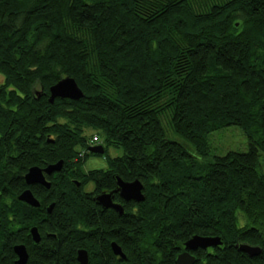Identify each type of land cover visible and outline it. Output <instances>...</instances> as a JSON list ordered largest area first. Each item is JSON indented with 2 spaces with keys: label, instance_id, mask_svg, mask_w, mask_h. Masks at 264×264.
<instances>
[{
  "label": "trees",
  "instance_id": "obj_1",
  "mask_svg": "<svg viewBox=\"0 0 264 264\" xmlns=\"http://www.w3.org/2000/svg\"><path fill=\"white\" fill-rule=\"evenodd\" d=\"M0 74L7 256L25 225L24 173L55 160L81 171L95 154L87 152L97 134L86 136L90 128L105 136L107 166L84 180L75 173L79 187L59 173L51 248L70 234L80 241L68 219L87 215L82 201L114 188L116 175L139 179L145 195L115 194L123 212L102 211L117 218L101 224H112L107 234L126 252L124 264H176L194 234L223 242L191 251L193 264H264V0H0ZM65 76L84 96L50 102L49 87ZM229 125L242 129L248 150L207 161L209 135ZM109 145L122 154L108 156ZM243 242L260 254L240 251Z\"/></svg>",
  "mask_w": 264,
  "mask_h": 264
},
{
  "label": "flooded vegetation",
  "instance_id": "obj_2",
  "mask_svg": "<svg viewBox=\"0 0 264 264\" xmlns=\"http://www.w3.org/2000/svg\"><path fill=\"white\" fill-rule=\"evenodd\" d=\"M94 156L100 155L99 153H95ZM55 162L57 161L55 160L38 167L44 169L47 165L54 164ZM62 166L59 170H54L51 172L42 170L45 180L49 183V187H46L41 183L27 184L24 179L27 186L22 191L26 189L30 190L39 204L37 206H32L27 202L21 200L27 205L25 212L26 220H24L25 225L23 226L22 231L17 234L19 241L12 244L13 255L7 256L4 251L0 250V264H4L9 260H12L14 264H18L16 262L18 256L14 251V246L16 244L22 245L24 247L26 253L25 264H81L77 258L78 252L80 250H84L86 252V264H124V262H127L124 261L126 260L127 254L122 249L121 244L117 241L116 238H113L111 234H107L106 227L108 226V231H112V224H101V222L106 218H116L112 215L106 216V214L102 213V211L113 210L118 214L120 213L113 207H102L95 199V196L99 193H106L111 191L112 202L122 205L121 201L117 197H115V194L120 197L119 191H114V188L116 187V175H111V178H114L115 180L114 188L102 189L100 191L94 192L92 198H88L85 201H82L84 204H87L89 206L88 208H84V211L88 213L87 215H74L75 217L72 215L71 219H68V226L81 230L82 235H80V241L74 242V238L70 234L62 240L60 248L55 249L49 246V244L52 243L53 238H58V233H52L50 231L49 220L56 204L55 197L57 195L59 173L61 172L60 174L63 175V178L65 180L71 181L77 187H79L81 185V181L79 178L84 180L85 176L83 175L87 174L88 170L98 169H86L82 167L81 171L77 170V172H74V170L70 167H66L63 171ZM75 173H77L79 178L73 177ZM51 187H53L52 191H50ZM87 191H92V189H88ZM29 207L33 209H30ZM33 227L36 229L35 232L31 231ZM116 227L118 226H115V228ZM117 230L119 231V227ZM35 236L37 237V239H35ZM3 237V245H5L6 248H9L11 243L10 233H4ZM113 243L120 248L121 252L124 253V256L120 253H116L112 245ZM46 246L48 248L47 253L44 252L46 251L44 249Z\"/></svg>",
  "mask_w": 264,
  "mask_h": 264
},
{
  "label": "water",
  "instance_id": "obj_3",
  "mask_svg": "<svg viewBox=\"0 0 264 264\" xmlns=\"http://www.w3.org/2000/svg\"><path fill=\"white\" fill-rule=\"evenodd\" d=\"M36 97L39 95V91H36ZM84 96L82 89L78 86L75 79L70 76H65L58 80L55 84L49 87V100L53 102L56 97L60 98H69L77 100ZM49 141H52L50 139ZM88 150L93 153L101 154L103 152V147L101 145L89 146ZM63 164V160H58L54 164L47 165L44 169H41L38 166H31L28 168V171L24 175V179L27 184L32 183H41L46 187H49V183L45 180L42 170L46 172H51L54 170H59ZM144 185L139 179L133 180H124L119 176H116V187L115 190L119 191L120 197L124 200H134L137 202L143 201L145 195L143 192ZM18 199L27 202L32 206H37L39 203L37 199L33 196L30 190L26 189L18 195ZM95 199L102 207H113L120 214L123 212V207L120 204L113 203L111 198V191L101 192L95 196ZM32 232H35L36 229L33 227ZM35 239L37 237L35 236ZM223 239L221 236H211V235H201L194 234L184 242V250L180 251L176 255L175 262L176 264H193L195 261V255L191 252L198 248H212L215 246L221 245ZM116 253H120L124 256V253L121 252L120 248L116 244H112ZM236 247L245 252L248 256H257L261 252V248L258 245H251L249 243H236ZM14 251L18 256L16 262L18 264H25L26 253L22 245L16 244L14 246ZM81 264H86V252L80 250L77 256Z\"/></svg>",
  "mask_w": 264,
  "mask_h": 264
},
{
  "label": "rangeland",
  "instance_id": "obj_4",
  "mask_svg": "<svg viewBox=\"0 0 264 264\" xmlns=\"http://www.w3.org/2000/svg\"><path fill=\"white\" fill-rule=\"evenodd\" d=\"M2 81H3V77L0 74V82H2ZM166 129H167V133L169 136L176 137L174 134L171 133V131L168 129L167 125H166ZM94 132L97 133V135L100 139V142L99 143H97V142L91 143L89 141L88 145L89 146L98 145V144L104 145V143H105L104 134L99 133V132L92 130L90 128L84 130V134L86 136H88L89 138L91 137L90 135ZM209 143H210V150H209V155L206 156L207 161H208V159H212L213 156H222V155H225L229 151H247L249 148L248 139H247L245 133L237 125H229V126H226L222 129H219L217 131L212 132L209 135ZM105 150H106L105 153L110 157H114V156L122 154V149L120 147H117V146L109 145L105 148ZM87 152L89 153L90 151L87 149ZM105 157L106 156L104 155V152L102 153V156H94L92 154H88V156L86 157L85 161L82 164V167H84L86 169L87 168L106 167L107 162L105 160ZM259 162H260L259 169L264 174V152H262L260 154ZM84 187L87 190L93 189V186L91 185L90 182H88Z\"/></svg>",
  "mask_w": 264,
  "mask_h": 264
},
{
  "label": "built area",
  "instance_id": "obj_5",
  "mask_svg": "<svg viewBox=\"0 0 264 264\" xmlns=\"http://www.w3.org/2000/svg\"><path fill=\"white\" fill-rule=\"evenodd\" d=\"M99 137L97 138L96 135L91 137V141H98Z\"/></svg>",
  "mask_w": 264,
  "mask_h": 264
},
{
  "label": "bare ground",
  "instance_id": "obj_6",
  "mask_svg": "<svg viewBox=\"0 0 264 264\" xmlns=\"http://www.w3.org/2000/svg\"><path fill=\"white\" fill-rule=\"evenodd\" d=\"M96 135H97V134H96ZM93 136H94V135H93ZM96 137H98V135H97ZM89 141H90L91 143H92V142H93V143H96V142L98 143V142H99V140H98V141H91V139H90ZM101 146H102V144H101ZM102 147H103V146H102ZM103 152H104V148H103ZM103 152H102V153H103ZM102 153H101V154H102Z\"/></svg>",
  "mask_w": 264,
  "mask_h": 264
}]
</instances>
